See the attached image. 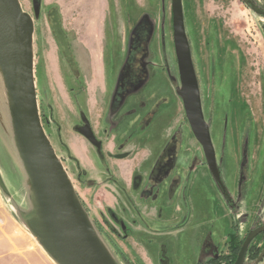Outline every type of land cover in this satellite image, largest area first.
Instances as JSON below:
<instances>
[{"label": "rangeland", "instance_id": "374dc122", "mask_svg": "<svg viewBox=\"0 0 264 264\" xmlns=\"http://www.w3.org/2000/svg\"><path fill=\"white\" fill-rule=\"evenodd\" d=\"M181 1L203 115L233 216L228 200L212 183L201 146L175 92L179 76L171 0H119L118 8L112 4L105 28V35L113 38L112 46L97 44L91 51L75 44L76 35L62 25L57 4L19 0L34 23V80L43 129L90 223L117 264H162L164 260L166 264H202L221 249L232 219L239 235L264 220V16L255 14L244 0ZM254 1L264 9V0ZM124 32L130 35L125 58ZM151 38L157 40L150 51ZM134 93L140 100L141 95L151 98L150 110L157 117L151 124L143 114L123 119L119 113L127 96ZM162 105L166 107L161 112ZM82 112L103 140L106 157L112 148L106 143L111 133L118 135L119 143H125L126 137L138 138V152L129 150L127 157L107 160L103 153L101 160L74 130ZM122 119L125 130L118 133ZM171 126L174 165L178 164L169 179L155 185L149 180L153 161L148 156ZM3 129L9 132L8 140ZM123 145L113 153L126 154ZM22 165L10 113L2 110L0 174L7 189L0 187V231L6 221L16 225L18 221L38 243L46 264H59L25 226L33 205ZM177 173L181 184L169 197L167 186ZM138 183L139 192L144 190L141 195L135 188ZM157 193L156 200H145ZM222 250L232 251L225 246ZM4 254L0 248V264H20ZM253 263L246 259L243 264ZM259 264H264V258Z\"/></svg>", "mask_w": 264, "mask_h": 264}, {"label": "water", "instance_id": "95a60500", "mask_svg": "<svg viewBox=\"0 0 264 264\" xmlns=\"http://www.w3.org/2000/svg\"><path fill=\"white\" fill-rule=\"evenodd\" d=\"M246 4L258 15L264 10L251 0ZM172 41L178 69L180 97L190 130L200 144L205 161L222 195L229 193L216 164L215 151L202 110L200 89L185 31L181 0H171ZM34 23L19 0H0V66L13 101L11 130L31 190L33 210L25 226L59 264H117L90 223L65 168L57 157L40 120L34 80ZM8 140L9 132L3 129ZM96 149L101 142L89 123L78 128ZM13 139V137H12ZM0 187L6 190L0 174ZM260 230L249 233L233 264H243L250 241ZM264 256V247L256 262ZM162 264H166L164 260Z\"/></svg>", "mask_w": 264, "mask_h": 264}, {"label": "crops", "instance_id": "0c3cea01", "mask_svg": "<svg viewBox=\"0 0 264 264\" xmlns=\"http://www.w3.org/2000/svg\"><path fill=\"white\" fill-rule=\"evenodd\" d=\"M137 1L139 2V0ZM47 2H54L58 5L60 17L62 18V25L67 24V29L72 30V32L76 35L74 39L76 45H86V49H89L90 51L96 50L97 44L108 43L109 47L112 46L113 38L111 35H105V28L107 26V20H109L108 18L111 15V6L112 4L114 7L115 5L117 6L119 0H113L112 2L111 0H47ZM137 21H139V19ZM90 28H94V31H96L91 32ZM129 37L130 35L128 34L127 37L126 32H124V34L121 33V48L122 50H124V58L126 57V53L128 50L127 47L129 45ZM151 39L152 40L149 43L150 51L152 50V43L157 40L155 38ZM98 40L100 41L96 42ZM98 48H100V46ZM123 63L124 59L122 61V64L120 65V69L122 68ZM165 79L166 82L164 83L167 84V78ZM148 84L149 81L145 86H147ZM137 94L138 93H134L127 96L122 104V107L120 108L122 110H120L119 113H123V119L126 117L133 118L136 115L143 114L145 115L149 124H151L154 120L157 119V117L155 116L156 111L153 113L154 110H150L154 104L151 102V98L141 95V97L143 98L142 101ZM161 98L162 97L159 98L160 101H163L164 99L162 100ZM137 99H139V103L134 104V101H136ZM125 105L127 106L123 109ZM137 105H139L140 107L136 108ZM165 107L166 106L162 105L159 110H161L162 112ZM122 121L120 123V130H118V133L125 130L126 120H124L123 122ZM166 128L167 129L163 133L161 142L154 147V151V148L150 150L148 158L149 160L151 159V161H154L156 159L165 144L173 137L172 132L174 128H172V126L171 128ZM117 138V134L111 133V137L108 139L107 143L111 144V146L114 145V143H119L116 141ZM124 140L126 142L123 144L127 147L128 152L129 150L133 149H137L136 152H138V149L140 148L138 145V138L130 140L128 137H126ZM16 223L17 225L12 224L10 221H6L5 225L0 231V248L4 250L5 257H10L20 264H46L45 256L41 251L38 243L28 234V231L26 227H24V225L20 224L18 221H16Z\"/></svg>", "mask_w": 264, "mask_h": 264}, {"label": "flooded vegetation", "instance_id": "af4514ba", "mask_svg": "<svg viewBox=\"0 0 264 264\" xmlns=\"http://www.w3.org/2000/svg\"><path fill=\"white\" fill-rule=\"evenodd\" d=\"M245 2L247 0H244ZM253 3L256 4V2L254 0H251ZM258 6V4H256ZM249 6V5H248ZM250 7V6H249ZM260 7V6H258ZM261 9H263L262 7H260ZM264 10V9H263ZM255 13V12H254ZM256 14V13H255ZM258 15V14H257ZM259 16H263V15H259ZM119 77V76H118ZM84 111V110H83ZM41 120V119H40ZM89 123V126L92 130V132L94 133L95 137L101 142V153H102V156H100L101 160L104 159L103 157V153H104V156H105V152H102L104 151V144H103V140L101 141L100 138L97 136L96 132L94 131L93 126H91V123L88 121L87 117H86V114L85 112H82L81 115H80V119L77 121V123L75 124L74 126V130L76 131V133H78L79 135H81L90 145H92L81 133H79L77 131L78 128H81L82 126H84L85 123ZM188 123V122H187ZM189 126V124H188ZM209 127V126H208ZM105 135V133H104ZM193 135V134H192ZM173 138V137H172ZM172 138L165 144V146L162 148L161 152L159 153V155L156 157V159L152 162V168H151V172H150V175H149V180L153 183H156L155 185H158V184H162L163 182L166 181V179L169 177H171V173L172 171L175 169L176 170V167H177V164L174 165V160H175V145L176 143L175 142H172ZM195 138V137H194ZM196 140V139H195ZM197 141V140H196ZM108 142V140H107ZM106 142V143H107ZM123 143H114V145H112V148L110 149V152L107 151L106 155L107 157L109 158L110 156L111 157H114V158H117V159H120V157H127L128 154H127V150L128 149H125L126 150V154H121V153H118L117 151L113 153L114 149L118 148V146H121ZM200 145V144H199ZM93 146V145H92ZM123 147H125V145H123ZM214 147V146H213ZM94 150H95V147L93 146ZM202 149V148H201ZM215 151V149H214ZM203 152V150H202ZM111 153V154H110ZM204 155V153H203ZM107 157L105 156L106 160H107ZM215 157H216V152H215ZM205 158V156H204ZM206 163V161H205ZM216 164H217V159H216ZM207 166V164H205ZM174 166V167H173ZM208 167V166H207ZM217 167H218V164H217ZM219 171H220V174H221V178L223 180V177H222V172L220 170V168L218 167ZM178 174V173H177ZM211 174V172H210ZM174 175H172L173 177ZM212 176V174H211ZM178 177V178H177ZM213 178V176H212ZM171 182L169 184V186H167V194L169 197H172L173 194L176 192L177 188L180 186L181 184V180H182V177L178 174L176 177L174 176V178H171ZM211 179V178H210ZM165 180V181H164ZM214 180V178H213ZM224 182V180H223ZM133 183L132 179L129 180V186H131ZM213 185L214 183H216V181L214 180V182H212ZM225 184V182H224ZM159 185V186H160ZM217 185V183H216ZM139 186V183L138 185L135 187L137 188ZM215 186V185H214ZM218 186V185H217ZM226 186V185H225ZM219 188V187H218ZM227 188V187H226ZM138 189V188H137ZM122 190H125V188H123ZM134 190V188H133ZM159 190V188H158ZM136 191V190H135ZM142 191L143 188H140V192H139V189L137 190V195L139 193V195L142 194ZM147 191V190H146ZM228 191V190H227ZM153 194V193H152ZM152 194H148L147 196H145V200L147 199H151V200H156L158 198V193L156 195H152ZM150 195V196H149ZM138 197V196H137ZM152 197V198H151ZM139 199H143L142 197H138ZM228 200V203L230 208H231V216L234 215V212H233V204L231 202V198L229 196V199ZM131 205L133 203H130ZM235 219H232L231 220V224H230V231L226 234V237L224 238L223 242V246H221V249L213 254L211 257H209L205 262H203L202 264H212L213 262H216L217 259L218 260H221V258L223 256H226V255H230V254H235L236 257L238 255V252L243 244V241L245 240L246 236L255 231V230H260L258 232V234L250 241L246 251H245V255H244V263L246 261V259H250L251 261H253L254 263L253 264H259L262 262L264 256L262 259H260L258 262H256L257 258L259 257L263 247H264V220H261L259 221L258 223H252L253 225H251L249 227V229H246L245 231V234L244 235H239V229H237L236 225H235V222L234 221ZM234 225V226H233ZM120 226V225H119ZM235 230H234V228ZM237 229V230H236ZM119 236V235H118ZM260 240L259 242L255 243V241L257 240ZM237 244H239V247L237 248V251H234L233 250V247L237 246ZM228 247V249H231L232 251L229 252V253H225L223 250H222V247ZM163 262V261H162Z\"/></svg>", "mask_w": 264, "mask_h": 264}, {"label": "bare ground", "instance_id": "6f19581e", "mask_svg": "<svg viewBox=\"0 0 264 264\" xmlns=\"http://www.w3.org/2000/svg\"><path fill=\"white\" fill-rule=\"evenodd\" d=\"M13 107V101L11 99L4 74L0 66V115L2 110H6L10 113V110H12Z\"/></svg>", "mask_w": 264, "mask_h": 264}, {"label": "trees", "instance_id": "16d2710c", "mask_svg": "<svg viewBox=\"0 0 264 264\" xmlns=\"http://www.w3.org/2000/svg\"><path fill=\"white\" fill-rule=\"evenodd\" d=\"M239 62H240V59H239ZM237 67V66H236ZM236 80V79H235ZM235 82V81H234ZM239 247V244H237V246L233 247V250L234 251H237V248ZM221 260H224L225 261V264H233L234 261L236 260V255L235 254H230V255H226V256H223L221 258ZM221 260H218L216 262H213L212 264H221Z\"/></svg>", "mask_w": 264, "mask_h": 264}]
</instances>
